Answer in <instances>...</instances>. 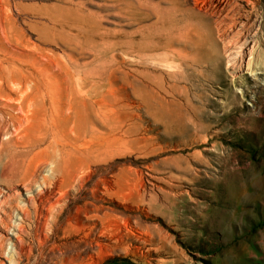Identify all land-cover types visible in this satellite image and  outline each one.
I'll return each mask as SVG.
<instances>
[{"label":"rangeland","instance_id":"obj_1","mask_svg":"<svg viewBox=\"0 0 264 264\" xmlns=\"http://www.w3.org/2000/svg\"><path fill=\"white\" fill-rule=\"evenodd\" d=\"M175 1L193 3L0 0V59L18 66L17 81H0V264H264V75L206 69L197 59L216 65L214 17L173 19ZM252 1L232 0L218 17L229 24L245 14L230 35L260 71L264 0ZM53 4L76 10L78 21ZM230 5L237 11L227 13ZM159 27L171 46L141 51ZM20 67L50 81L44 106L59 126L41 142V107L20 84ZM86 82L103 95L90 97ZM228 84L246 90L235 106H224ZM158 94L182 102L191 120L164 118ZM85 112L92 122L77 133ZM77 135L95 143L71 174L61 162Z\"/></svg>","mask_w":264,"mask_h":264},{"label":"bare ground","instance_id":"obj_2","mask_svg":"<svg viewBox=\"0 0 264 264\" xmlns=\"http://www.w3.org/2000/svg\"><path fill=\"white\" fill-rule=\"evenodd\" d=\"M232 0H217L216 2H214V0H192V6L184 9L185 7H182L179 6L178 7V4L180 5V2L178 1H175V4L174 7H169L170 9V13L172 14V17L173 19H175L176 17L175 16H185V15H188V16H192V17H197V19L199 20V18L201 20L204 19V16L206 15H211L214 17V21H213V27H214V31H216V34H217V38H218V41L220 43L217 42V40L214 39H211L209 38V41H207L210 45V51L211 52V58L215 59L216 60V65L215 63H213L214 65L213 66H209L207 63H210L209 61L211 59H204L203 56L200 58L201 55H199L197 61L200 63V64H205L204 66H206V69H208L210 72L216 74V76L218 77H222L224 76V74H229L231 77L235 78L236 76V73L238 71H243L245 69V73L249 74L248 76L252 77V79L254 80H258V77H255V75L257 74H262L264 75V70H256L255 67H254V62L253 60L251 59V55L252 53L250 51L247 52V47L248 46H243L241 43H240V39L239 36H237V39H235L232 35H234L231 30L234 29L235 30V27L237 25L240 26V23L241 22V15H245V14H241L239 15V12H238V15H237V19L235 18L234 21L232 20H229L231 23L227 24L228 22H225L224 20H222L221 18L218 17L219 13L222 11L220 10V8L225 5V4H228L230 3ZM238 1V0H237ZM244 1V4L246 5H250L251 7L254 6V2L252 0H243ZM235 2V1H234ZM182 3V2H181ZM214 3H217V4H214ZM237 3V2H236ZM236 3H231L233 5H236ZM60 4V3H59ZM171 4V3H170ZM183 4H184V1H183ZM238 4V3H237ZM55 4H53V6L51 5V7H55L58 12L60 13V15L63 17V18H66L68 16H73V18L75 19V21H78V17L76 16L77 14L75 13V11L69 7H57L54 6ZM61 5V4H60ZM190 5V4H189ZM229 5V4H228ZM187 6V5H186ZM226 6V5H225ZM76 7V6H75ZM236 7L240 8L243 7L242 5H236ZM73 8V7H72ZM79 9V7H78ZM233 9H234V6L230 5L229 6V9L226 11L227 13L230 11V12H233ZM236 9V8H235ZM234 9V10H235ZM239 9V10H240ZM226 10V9H225ZM238 10V11H239ZM237 11V10H235ZM243 11V10H241ZM245 12V11H244ZM224 13V12H223ZM229 14H235V13H229ZM237 14V13H236ZM57 15V14H56ZM224 15V14H222ZM81 16V15H80ZM220 16V15H219ZM251 16V15H250ZM207 17V16H206ZM221 17V16H220ZM58 18V17H55V19ZM232 18V16L230 17V19ZM54 19V20H55ZM245 19V18H244ZM53 20V21H54ZM59 20V19H58ZM62 19H60L61 21ZM247 20V19H246ZM52 21V22H53ZM68 21V20H67ZM54 23V22H53ZM68 23V22H67ZM74 23V22H73ZM76 23V22H75ZM72 24V25H75ZM97 23V22H96ZM202 23V21H201ZM247 23V22H245ZM244 23V24H245ZM252 23V22H251ZM55 24V23H54ZM98 24V23H97ZM69 25H71L69 23ZM247 25V24H246ZM99 26V25H97ZM173 26H176V23H174ZM190 26V25H188ZM206 26L211 28V24L209 25V23H206ZM242 26V25H241ZM244 26V25H243ZM253 26V25H252ZM74 26L70 27V28H73ZM177 27V26H176ZM51 28V27H50ZM60 28V27H59ZM178 28V27H177ZM176 28V29H177ZM207 29L208 30V33L211 34V36L213 35V31L211 32V29ZM51 29H54V28H51ZM100 29V28H98ZM161 29H163L165 32H168L167 28L165 27H159V33L157 35L154 36L153 39H145L144 38V41L145 42H149L148 40H152L150 41L151 43L149 44H145L143 43V46L141 48V51L142 49L143 50H146V51H149V52H156L158 51V49L160 48V46L162 44L166 45V46H171L170 44L173 42L172 40L173 39H168V38H164V40L161 38L160 34L163 32ZM237 29V28H236ZM243 29V28H241ZM246 29L247 26H246ZM252 29V28H251ZM238 30V29H237ZM254 30V29H253ZM59 31V30H58ZM61 31V30H60ZM99 31V30H98ZM194 30H192L191 32H193ZM233 31V30H232ZM245 31V30H244ZM190 32V34H191ZM230 32L232 33V35H230ZM53 33V32H52ZM86 33H88V31L85 29V35L86 36ZM240 33H244V32H240ZM239 33V34H240ZM89 34V33H88ZM96 34H99V33H96ZM100 34H103V33H100ZM163 34V33H162ZM195 34H197L195 32ZM249 33H247L246 35H248ZM251 34V33H250ZM255 34V32H254ZM264 35V33H262ZM166 35V34H165ZM238 35V34H237ZM104 36V35H103ZM242 36V35H241ZM245 35L243 34L242 38L244 37ZM252 37V36H251ZM98 38H101V37H98ZM197 38V37H196ZM201 38V37H200ZM249 38V37H248ZM198 39V38H197ZM176 41V40H175ZM195 42H197L195 39L193 40ZM203 41V40H202ZM242 41V40H241ZM187 41H184L183 43H185ZM175 43V42H174ZM177 43V42H176ZM181 43V42H180ZM198 43V42H197ZM196 43V44H197ZM178 44V43H177ZM194 44V43H193ZM221 44V45H219ZM249 45V44H248ZM172 46H175V45H172ZM178 46V45H177ZM176 46V47H177ZM251 46V45H249ZM253 46V45H252ZM165 47V46H164ZM179 47V46H178ZM192 47V46H191ZM162 48V47H161ZM183 48V47H182ZM187 46L184 45V50H186ZM164 49V48H163ZM189 49V48H187ZM192 49V48H190ZM185 52V51H184ZM197 52H199L200 54H202V48L200 47V45H198V48H197ZM198 53V54H199ZM247 56L249 57L248 60H246ZM208 57V56H207ZM210 58V57H208ZM223 60H220L222 59ZM217 60H218V63H217ZM180 62V61H179ZM184 63V62H183ZM184 65V64H183ZM186 65V64H185ZM211 65V64H210ZM18 69V66L16 65V63L13 61V57L11 55H6L4 59H0V81H4V82H11V83H14V81H17V74L15 73V70ZM20 74H21V78H20V84L24 85L27 89L29 88V86H32V90H33V95L30 96V101L34 104H38L40 105V110H38L35 114H34V118L36 119V121L38 122V138L36 141L38 142H41L43 141L46 136L49 134V129L51 128V125H54L55 127L54 128H57L59 126V123L58 121L55 120V118H53L52 116H50V118L48 119V112L45 108V104L46 103H49L51 101V97L49 95V89H50V81L48 79H44L43 77L41 76H38V75H34L32 72L34 71H30L28 70L27 68H23V67H20ZM239 73V72H238ZM204 74H205V71H204ZM19 75V74H18ZM113 72H111L108 76L109 77H115L113 76ZM210 75V74H209ZM208 75V78L210 79H215V75H213V77H209ZM204 77V76H203ZM225 77V76H224ZM63 78V77H62ZM205 78V77H204ZM113 79V78H112ZM206 79V78H205ZM69 81V80H68ZM19 82V81H18ZM61 83V80L59 81ZM73 83V82H72ZM81 83V82H80ZM84 83V82H83ZM178 83V82H176ZM211 83V82H210ZM66 84V83H65ZM71 84V83H70ZM110 84V83H109ZM212 84V83H211ZM75 85V84H74ZM79 85V84H78ZM261 85H264L263 82H259L258 83V86H261ZM86 86L89 87L91 90H92V93L89 94L90 97H93L94 95L95 96H98V94H102L103 95V87L100 85V84H97L95 82H86ZM76 87V85H75ZM74 87V88H75ZM79 87V86H78ZM174 87V86H173ZM208 87V86H207ZM25 88V90H26ZM80 88V87H79ZM175 90V89H173ZM28 92V95H29V92L30 90H27ZM226 91L228 92V97H227V101L224 102V106H229L230 104L231 105H234L236 104V102L241 99V97H245L246 96V90H235L233 89V87L231 86V84L227 85L226 87ZM248 91V90H247ZM150 92V91H149ZM146 95V94H145ZM154 95V94H153ZM152 95V97H153ZM190 95V94H189ZM159 96V94L157 95ZM156 96V97H157ZM188 96V95H187ZM186 96V97H187ZM150 97V96H149ZM197 97V96H196ZM147 98V97H146ZM148 99V98H147ZM150 99V98H149ZM152 99V98H151ZM187 99V98H186ZM209 100V99H207ZM67 101V100H66ZM82 101V105L85 107L86 111L88 109V105L86 103V101L84 99L81 100ZM184 101H187V100H184ZM189 102V101H188ZM187 102V103H188ZM198 102V101H196ZM205 102V101H204ZM210 102V100L208 101ZM153 103V102H152ZM155 103V102H154ZM157 107L158 110H159V113L164 117V118H169L172 123H176V124H180L189 119V121L191 120L190 118H188L189 116L187 115L188 113H186L185 109H184V105H182L179 101H168L166 99H164V97H157ZM192 103V102H190ZM185 104V103H184ZM189 104V103H188ZM200 104V103H199ZM203 104V103H202ZM249 104V103H248ZM69 105V104H68ZM191 105H194V104H191ZM204 105V104H203ZM44 106V107H43ZM70 106V105H69ZM196 106V105H195ZM200 106V105H199ZM97 107L101 110H106V107L104 104H97ZM201 107V106H200ZM188 108V107H187ZM204 110V109H203ZM102 111V112H103ZM191 111V110H190ZM194 112V111H192ZM196 112V111H195ZM207 112V111H206ZM199 113V112H198ZM227 113V112H226ZM192 114V113H191ZM190 114V115H191ZM199 115L197 114V117ZM192 117V116H191ZM195 117V116H194ZM196 119V118H194ZM78 120V123H82V125H79V128L77 129V133L79 132H83V130L85 131L86 127L91 124L92 122V119L90 118V116L85 112L83 114V116L81 115H78L77 116V119ZM196 122V121H195ZM211 123V122H210ZM197 126V125H195ZM194 128V127H193ZM53 132V131H51ZM54 133V132H53ZM84 133V132H83ZM81 134V133H80ZM84 135V134H83ZM79 135H77V139L76 140H71L73 142H71V144L69 145V147L65 150V157H62V165L66 166L69 170V172L71 174H73L78 168V165L79 163H82L85 159L84 157H86L87 155V152L88 151H92L90 150L91 149V145L92 143H95L94 142V139L92 138H89L87 139V141H83V139L81 137H78ZM64 137V136H63ZM68 141V139H67ZM95 146V144H94ZM63 150V149H62ZM64 153V154H65ZM91 153V152H90ZM63 154V152H62ZM88 155H91V154H88ZM89 158V156H88ZM87 159V158H86ZM84 163V162H83Z\"/></svg>","mask_w":264,"mask_h":264}]
</instances>
